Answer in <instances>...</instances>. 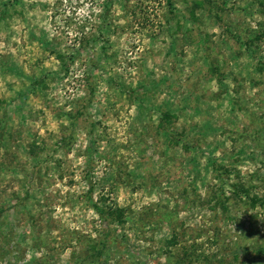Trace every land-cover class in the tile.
I'll return each instance as SVG.
<instances>
[{
  "label": "rangeland",
  "instance_id": "374dc122",
  "mask_svg": "<svg viewBox=\"0 0 264 264\" xmlns=\"http://www.w3.org/2000/svg\"><path fill=\"white\" fill-rule=\"evenodd\" d=\"M0 208V264H264V0H0Z\"/></svg>",
  "mask_w": 264,
  "mask_h": 264
},
{
  "label": "trees",
  "instance_id": "16d2710c",
  "mask_svg": "<svg viewBox=\"0 0 264 264\" xmlns=\"http://www.w3.org/2000/svg\"><path fill=\"white\" fill-rule=\"evenodd\" d=\"M160 112H161V114H162V118H166V117H167V119H168V118L171 116V115H170V112H167L166 110H163V109H162ZM162 118H161V119H162ZM162 120H163V119H162ZM173 140H174V139H170L168 142H173ZM176 142H178V140H177ZM98 211L100 212V210H98ZM2 212H3V209L0 208V213H2ZM118 216H120V215H118ZM118 218H120V217H118ZM74 264H79V263H78V261H76Z\"/></svg>",
  "mask_w": 264,
  "mask_h": 264
}]
</instances>
